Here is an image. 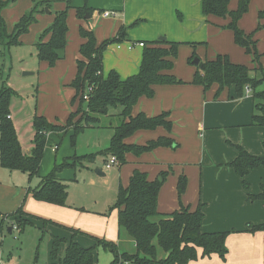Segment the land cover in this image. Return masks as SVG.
<instances>
[{
    "label": "trees",
    "instance_id": "obj_1",
    "mask_svg": "<svg viewBox=\"0 0 264 264\" xmlns=\"http://www.w3.org/2000/svg\"><path fill=\"white\" fill-rule=\"evenodd\" d=\"M67 7L54 12L55 18L51 25L43 30L36 42L37 58L55 66L57 61L65 57L68 43V12ZM53 0H35L32 9L24 13L15 23L11 32L8 31L1 9L6 2L0 0V46L10 47L21 43V36L27 33L38 15L51 7ZM202 11L205 15L230 17L228 27L234 32L237 44L248 52L255 50L256 41L253 33H247L238 26V21L248 12L250 0H238L236 9L229 8L230 0H201ZM77 16L85 18L91 15L92 9L88 6L76 7ZM259 18H264V9L260 10ZM80 34L85 39L80 47L81 57L77 59L78 72L72 82L76 89L73 102L79 100L77 109L71 112L66 124L50 122L44 115L35 114L33 125L35 129L33 146L26 153L18 137L15 123L11 117V99L13 90L5 83L0 87V166L11 171H21L28 174L30 180L39 175L45 147L50 134L68 133L72 130V141L75 143L77 135L90 127H102L103 116L118 117L116 125L108 123L114 129L109 146L98 153L74 156L71 161L56 165L52 171L41 179V183L33 188V196L41 201L67 205L69 196L68 184L58 176L60 169L66 166L75 167L77 163L93 162L97 155L109 161L114 156L120 165L126 162V154L134 152L140 155L161 146L176 147L178 144L171 136H160L146 144H129L125 139L139 129H154L164 126L172 130L173 122L169 119V112L156 116H147L144 112L132 115V108L142 96L154 95L155 84H181L185 80L173 73L175 59L178 57L182 42L156 39L144 45L139 71L126 78H122L118 71L112 69L104 74V52L108 46L124 40L126 28L120 29L118 34L98 43L92 29L81 27ZM195 53L189 58L193 63ZM204 66L196 65L193 79L194 84L202 85L206 90L213 84H218L216 97L228 87L234 88L237 96H244L247 86L251 88L255 100L256 112L252 117V124L264 126V90L258 91L264 81V67L251 69L248 65L233 62L227 54L219 53L215 58L203 61ZM91 88V90H89ZM89 90V91H88ZM85 95L88 97L85 98ZM115 108L114 112L111 109ZM111 122V121H110ZM104 126V125H103ZM239 155L230 163L241 177H246L252 169L264 167V156H256L238 146ZM167 172H162L160 178L151 180L147 172L135 169L127 186L121 185L115 206L118 207L119 231L125 230L133 239L136 251H121L118 243L106 238L96 239L94 245L85 246L74 239L80 229L64 226L74 233L62 256L59 255V244L62 238L56 236L52 248V264H96L95 250L102 246L114 254L112 264H186L197 259L199 249L201 256L218 254L226 259L228 247L226 240L231 230L205 231L202 227L205 214L204 203L199 201L198 206L192 209L189 205H181L180 209L164 213L158 208V197ZM187 176L179 177L177 189L181 197L187 188ZM249 188V184L244 182ZM251 199H263L264 192L251 195ZM30 215L42 219L45 223H56L53 220L38 217L27 212L23 207L11 214L0 212V226L11 224L16 229L23 230L30 219ZM63 226V225H61ZM247 231H264V222L250 224ZM66 240V239H64ZM159 248L164 255L159 256Z\"/></svg>",
    "mask_w": 264,
    "mask_h": 264
},
{
    "label": "crops",
    "instance_id": "obj_2",
    "mask_svg": "<svg viewBox=\"0 0 264 264\" xmlns=\"http://www.w3.org/2000/svg\"><path fill=\"white\" fill-rule=\"evenodd\" d=\"M70 2L71 7L67 19L69 28L68 43L65 57L58 60L53 67L46 61H39L43 78L46 80L45 87H50L54 91L49 99L53 108L49 114H46L51 122L53 118V120H56V114H59L58 109L65 105L69 97L73 96L74 98L76 94V89L71 84L78 72L77 59L81 57L79 50L85 41L80 34L81 27L92 29L98 43L104 40L102 38L104 35L101 32L106 28L110 29L108 37L110 34H118L120 29L124 27L128 28L124 39H127V42L124 44L119 43L116 47L118 50L124 51L123 53L127 57H132L137 47L144 49V46L139 44L140 42L148 43L159 39V36H165L166 40L182 42L183 13L186 18L191 19L193 17L201 24H204L208 17H215V15H205L203 13L201 0H70ZM230 5L231 0L229 8ZM81 6H88L92 9L90 18H86V16L85 18H79L77 16L76 7ZM66 7L67 1L53 0L50 8L57 11ZM232 7L234 8V5ZM105 10H113L115 15L104 17L102 12ZM38 18L42 19L43 22L40 26L35 27V32L43 31L51 25L55 14L51 15L50 12L47 15V12L43 11L38 15ZM91 22L94 24L92 25L95 27L94 29ZM137 33L141 34L136 35ZM107 51L108 48L104 52L105 75L114 69L118 71L122 78H126L139 71L143 51L141 55L138 57L136 55L135 58L125 60L120 58L119 64L108 63ZM172 71L185 80L186 83L155 84L154 95L140 97L132 108V115L144 112L147 116H156L163 112H169V119L173 122L172 130L169 131L164 126L154 129H139L127 137L125 142L143 145L160 136L167 135L174 138L178 145L176 147H157L140 155L128 152L124 163L127 165L125 175L129 176L130 180L134 170L139 169L147 172L149 179L155 180L160 178L162 172L165 171L168 174L169 171H172L173 176H171L169 184L163 183L161 186L158 197L159 210L168 213L180 209L181 206L178 205V202L181 205H189L192 209H195L201 198L205 204V207H203L205 214L202 224L203 229L205 231L231 230L226 240L228 247L226 259H222L218 254L202 257V250L199 249L200 256L186 264H264V231L252 232L245 230L250 224L264 222V200L250 198L251 195L264 192V183H258L260 179L261 182L264 181V167L252 169L244 178L230 165L239 155L238 146L243 147L250 154L264 156V151L260 146V144L264 146V126L252 124V117L256 112L253 92L250 94L245 92L244 96H237L234 88L230 90L226 87L216 97L218 84L215 83L206 90L202 85L191 82L196 71L195 67H189L182 71V67L178 64L174 66ZM67 87L72 88V91L65 90ZM77 106V102H73L72 110L75 111ZM60 111L64 113L62 116L66 120L73 112ZM114 118L118 117L115 116ZM53 123L64 124L59 120ZM109 123H112V121ZM116 124L113 122V125ZM109 129H112L114 133L112 127ZM53 135L55 134H50V139ZM31 149L32 147L26 153H29ZM105 162L107 164V161ZM84 163L81 165L87 167ZM106 169H108L107 165ZM101 170L103 171V169ZM186 173L192 177V181L196 186H199L200 190L199 199L195 200L196 202L193 204H187L186 201L182 202L183 195L181 197L178 195L179 177L182 174L186 175ZM62 180L65 181V179ZM244 182L249 184V188L245 186ZM258 186H261V189L258 190ZM168 192L171 193L170 203L165 201ZM210 202L225 205L230 209V212L209 220L206 214L211 212L210 207H208ZM68 203L70 202L68 201ZM51 206L55 207L51 215L55 220L48 219L56 222H51L52 226L67 230L70 238L74 236V233L64 226L80 229L84 233H78L74 236V239L78 242H80L81 237L93 236L83 230L87 229V226L94 221L88 214L68 206L56 204ZM24 217L39 219L30 215ZM115 219L118 224V214ZM112 227L113 225H111V230ZM13 229L11 226L9 231L12 232ZM92 233L96 234V232ZM111 237H115V235ZM132 243L135 247L134 241Z\"/></svg>",
    "mask_w": 264,
    "mask_h": 264
},
{
    "label": "rangeland",
    "instance_id": "obj_3",
    "mask_svg": "<svg viewBox=\"0 0 264 264\" xmlns=\"http://www.w3.org/2000/svg\"><path fill=\"white\" fill-rule=\"evenodd\" d=\"M2 1L6 2V4L1 9V15L5 19L9 32L13 30L19 18L30 11L35 3V0ZM232 5H234V8ZM237 6L238 0H231V10L236 9ZM47 8L49 9L48 11L45 8L47 15L50 12L51 15L54 14L55 10ZM262 9H264V0H250L248 12L238 21L240 28L247 33H253L256 45L255 50L253 49L251 52L236 43L234 32L228 27L230 17L212 16L208 17L204 24H201L198 23V20H194L193 17L191 19L186 18L183 13L182 43L179 47L175 66L179 64L182 67V71L189 67L196 68V65L189 61V58L194 53L202 61L215 58L219 53H222L227 54L232 61L248 65L251 69L264 67V18H259V12ZM42 22V19L38 18L31 25L29 31L24 33V36L22 35L20 44L10 47L0 46V87L5 83L13 90L10 105L11 117L25 152L32 147L35 133L33 125L35 114L47 117L46 114H49L53 108L49 99L54 94V91L50 87H45L46 80H44L42 75V68L37 58L35 45L43 32L42 30L35 32V27L40 26ZM92 25L94 24L91 22ZM95 25L97 24L95 23ZM92 28L94 29L95 27L92 26ZM101 33L104 35L102 37L104 40L115 36L110 34L108 37L110 29L107 28ZM139 34L141 33L136 35ZM125 42H127V39L115 41L109 45L106 53V57L109 60L108 63L119 64L120 58L125 60L141 55L142 47H137L132 57L124 55V51L118 50L116 46ZM65 90L72 91V88L67 87ZM260 90H264V81L258 88V91ZM76 102L79 104V100ZM72 103L73 96L69 97L65 105L58 109L59 114H56L57 118L55 117L56 120H53V118L52 122L59 120V122L65 124L67 120L63 118L62 115L64 113L60 110L64 112L73 111ZM111 110L115 111L116 109L112 108ZM117 119L103 116L102 127H91L81 131L77 135L75 143H73L71 137L72 130L68 133L63 132L53 135L45 147L39 175L32 180L28 178L26 173L21 171L11 173L12 171L0 166V212L11 214L18 208L23 207L33 215L55 220L51 216L52 210L55 208L51 205L54 204L36 199L32 194V190L29 191V189L35 188L43 177L48 175L56 165L63 164L65 160L71 161L76 155L98 153L106 148L113 135V130L109 129L110 127L107 123L112 121L116 124L119 121ZM260 146H262V151H264V146L261 144ZM84 165H87V167L77 163L75 167L66 166L59 170L58 176L65 179L69 184L70 190L67 205L63 206L72 207L94 219L87 226V229L82 228L84 231L98 238L116 241L121 251L135 252L136 248L133 247V239L125 230L119 231V226L115 219L119 211L118 207L115 206L119 187L121 185L127 186L129 183V176L125 175L127 165H115L108 170L106 169L105 157L102 155H97L96 160L84 163ZM97 168L103 169L106 175L101 176L98 174ZM171 176H173L172 171H169L167 176H165L164 184H169ZM186 176L188 183L181 201L193 204L199 199L200 190L199 186H196L194 181H192V177L187 173ZM258 183H264V181L261 182L260 179ZM259 189H261V186ZM169 190L171 189L169 188ZM170 199L171 193L168 192L165 197L166 203H170ZM68 201L73 204L70 205ZM200 201L203 202L201 198ZM178 205L181 206L179 202ZM203 207H205V204ZM208 207H210L211 211L206 214L209 220L217 218V216H224V213L230 212V209L225 205H218L213 202H210ZM30 220V224L23 230L14 228L10 232L9 227L12 225L10 226L8 223H5L2 227L0 226V264H52L51 251L56 236L62 238L58 253L60 256L64 254L69 241H71L69 234H67L68 231L60 227L55 228V226H52L53 224L45 223L40 219ZM111 225H113L112 230ZM92 232H96V234ZM112 235H115V237H111ZM95 242L96 239L89 237V235L85 238H80V243L85 246L94 245ZM158 254L160 257L164 255L161 248H159ZM95 256L96 264H112L114 259V254L102 246L96 248Z\"/></svg>",
    "mask_w": 264,
    "mask_h": 264
},
{
    "label": "built area",
    "instance_id": "obj_4",
    "mask_svg": "<svg viewBox=\"0 0 264 264\" xmlns=\"http://www.w3.org/2000/svg\"><path fill=\"white\" fill-rule=\"evenodd\" d=\"M102 15H103L104 17L114 16V15H115V11H113V10H105V11L102 12ZM139 44H140L141 46H144V45H145V42H140ZM89 90H91V88H89ZM89 90H88V91H89ZM245 91H246L247 94H250V93H251V88H250L249 86H247L246 89H245ZM87 97H88V96L85 95V98H87ZM106 165H107V168L110 169V168H112V167L115 166V165H120V163H119V161L117 160L116 157L111 156V157L109 158V161L107 162ZM14 228H16V226H14Z\"/></svg>",
    "mask_w": 264,
    "mask_h": 264
},
{
    "label": "water",
    "instance_id": "obj_5",
    "mask_svg": "<svg viewBox=\"0 0 264 264\" xmlns=\"http://www.w3.org/2000/svg\"><path fill=\"white\" fill-rule=\"evenodd\" d=\"M46 10L49 11V9L47 7H46ZM86 18H90V15L87 14ZM159 39L160 40H166V37L165 36H160ZM193 63L198 65L200 68H203V66H204L203 61L199 57H195L194 60H193ZM96 171L100 175H105V173L100 168H98ZM159 179H162V178H159ZM10 229H11V227H9V230Z\"/></svg>",
    "mask_w": 264,
    "mask_h": 264
}]
</instances>
